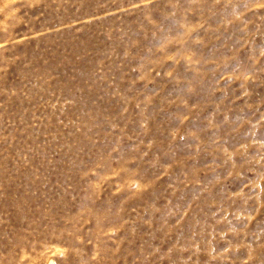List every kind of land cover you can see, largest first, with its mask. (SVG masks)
<instances>
[{
  "label": "rangeland",
  "instance_id": "rangeland-1",
  "mask_svg": "<svg viewBox=\"0 0 264 264\" xmlns=\"http://www.w3.org/2000/svg\"><path fill=\"white\" fill-rule=\"evenodd\" d=\"M264 264V0H0V264Z\"/></svg>",
  "mask_w": 264,
  "mask_h": 264
},
{
  "label": "bare ground",
  "instance_id": "bare-ground-1",
  "mask_svg": "<svg viewBox=\"0 0 264 264\" xmlns=\"http://www.w3.org/2000/svg\"><path fill=\"white\" fill-rule=\"evenodd\" d=\"M47 264H54V260L50 259V261Z\"/></svg>",
  "mask_w": 264,
  "mask_h": 264
}]
</instances>
